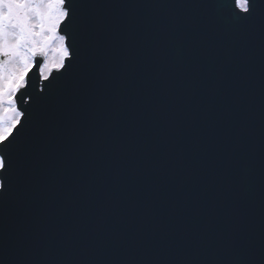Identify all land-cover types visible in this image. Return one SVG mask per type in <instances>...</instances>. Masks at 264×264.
<instances>
[{
    "label": "snow or ice",
    "instance_id": "obj_1",
    "mask_svg": "<svg viewBox=\"0 0 264 264\" xmlns=\"http://www.w3.org/2000/svg\"><path fill=\"white\" fill-rule=\"evenodd\" d=\"M0 264H264V0H0Z\"/></svg>",
    "mask_w": 264,
    "mask_h": 264
}]
</instances>
